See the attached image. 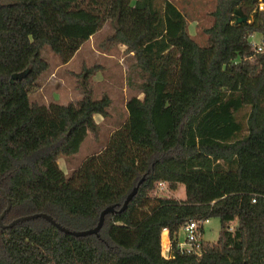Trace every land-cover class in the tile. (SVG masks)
Instances as JSON below:
<instances>
[{
    "label": "trees",
    "instance_id": "1",
    "mask_svg": "<svg viewBox=\"0 0 264 264\" xmlns=\"http://www.w3.org/2000/svg\"><path fill=\"white\" fill-rule=\"evenodd\" d=\"M240 7L247 20L236 22ZM211 15L200 45L171 0H0V187L11 202L3 222L46 212L70 229L93 227L144 176L97 234L73 235L43 217L0 225V264H264V7L216 0ZM107 20L106 41L131 52L142 97L127 98L126 120L66 174L58 158L98 136L93 115H108L110 97L92 96L86 69L78 100L31 101L48 66L40 49L65 62ZM242 104L245 127L234 115ZM159 181L182 182L185 198L154 194ZM6 197L0 191V213ZM211 217L220 220L217 239H203L201 254L180 251L179 228Z\"/></svg>",
    "mask_w": 264,
    "mask_h": 264
},
{
    "label": "rangeland",
    "instance_id": "2",
    "mask_svg": "<svg viewBox=\"0 0 264 264\" xmlns=\"http://www.w3.org/2000/svg\"><path fill=\"white\" fill-rule=\"evenodd\" d=\"M185 15L189 34L200 44L207 43V35L203 31L212 21L211 11L215 8L216 0H171ZM258 8L264 7V0H256ZM242 13L244 8L240 7ZM112 23L107 20L103 25L85 40L77 51L65 62L51 50L49 45L44 44L40 49V55L47 62V68L37 77L34 86L29 91L31 101L48 104L49 102L67 103L76 101L82 96L80 83L83 70L92 69L93 74L87 76V84L90 86L92 96L100 98L104 93L110 97L108 115L103 123L99 124V134L93 133L81 142L79 149L68 157H59V163L66 174H70L77 168L83 159L91 153L101 150L111 129L117 127L126 120L125 102L132 95L142 97L137 83L143 78L137 68L133 66L134 57L125 49L124 44L110 45L106 38L112 33ZM253 45L261 43V35L254 33L250 36ZM94 70V71H93ZM250 106L242 104L235 111V120L243 127ZM153 191L160 195L173 196L178 199L185 198V186L179 182L175 189L163 185ZM232 222L231 225H233ZM220 229L218 217H211L203 221L202 237L204 240L215 241Z\"/></svg>",
    "mask_w": 264,
    "mask_h": 264
},
{
    "label": "water",
    "instance_id": "3",
    "mask_svg": "<svg viewBox=\"0 0 264 264\" xmlns=\"http://www.w3.org/2000/svg\"><path fill=\"white\" fill-rule=\"evenodd\" d=\"M236 12V22H241V21H246L247 20V15L246 14H243L239 8H236L235 10ZM144 179V176H142L137 184L131 189V191L126 195L125 199L123 200V203L121 204V206L117 209L114 205L110 204V205H107L105 206L101 211H100V214H99V219L96 223V225H94L93 227H89V228H86V229H70L68 227H65L63 225H61L59 222H57L51 215H49L48 213L46 212H34V213H29V214H24V215H20L18 217H15L13 218L12 220H10L9 222L7 223H4L3 222V216L4 214L6 213V211L9 210L10 208V205H11V202H10V199L8 197H6V194L4 192V190L0 187V191L2 192V194L6 197V206L4 207V209L1 211L0 213V225L2 227H9V226H12L14 225L15 223L19 222V221H22V220H26V219H31V218H35V217H43L44 219L48 220L50 223L54 224L56 227H58V229L64 231V232H67V233H70V234H73V235H85V234H90V233H95L97 234L98 233V230L103 222V219H104V215L107 213V212H116V211H121L123 210L129 200L131 199V197L136 193L137 191V188H138V185L139 183Z\"/></svg>",
    "mask_w": 264,
    "mask_h": 264
},
{
    "label": "built area",
    "instance_id": "4",
    "mask_svg": "<svg viewBox=\"0 0 264 264\" xmlns=\"http://www.w3.org/2000/svg\"><path fill=\"white\" fill-rule=\"evenodd\" d=\"M263 8V5H259ZM254 48L256 51L261 50V44H255ZM159 188H163L165 181H159ZM254 200V198H253ZM207 219H189L185 224H183L176 233L175 240L176 246L180 251L201 254L202 252V224L203 221ZM232 228V225L230 226ZM161 254L164 257L171 256V240L170 237L166 238L165 241H161Z\"/></svg>",
    "mask_w": 264,
    "mask_h": 264
},
{
    "label": "crops",
    "instance_id": "5",
    "mask_svg": "<svg viewBox=\"0 0 264 264\" xmlns=\"http://www.w3.org/2000/svg\"><path fill=\"white\" fill-rule=\"evenodd\" d=\"M126 110V109H125ZM126 116H127V111H126ZM93 117H94V119H95V121L98 123V124H102L103 123V120H104V116H102L101 114H99V113H94V115H93ZM116 128V127H115ZM115 128H113V129H111L110 131H112V130H114ZM100 151V150H99ZM96 152H98V151H96ZM59 159V158H58ZM58 161V164H59V166L61 167V165H60V163H59V160H57ZM62 168V167H61ZM163 233H165V236H166V238H168L169 237V235H168V230L167 229H164L162 232H161V241H162V234Z\"/></svg>",
    "mask_w": 264,
    "mask_h": 264
},
{
    "label": "bare ground",
    "instance_id": "6",
    "mask_svg": "<svg viewBox=\"0 0 264 264\" xmlns=\"http://www.w3.org/2000/svg\"><path fill=\"white\" fill-rule=\"evenodd\" d=\"M165 239H166V236H165Z\"/></svg>",
    "mask_w": 264,
    "mask_h": 264
}]
</instances>
